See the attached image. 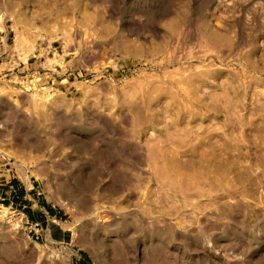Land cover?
<instances>
[{
  "label": "rangeland",
  "instance_id": "rangeland-1",
  "mask_svg": "<svg viewBox=\"0 0 264 264\" xmlns=\"http://www.w3.org/2000/svg\"><path fill=\"white\" fill-rule=\"evenodd\" d=\"M0 264H264V0H0Z\"/></svg>",
  "mask_w": 264,
  "mask_h": 264
},
{
  "label": "crops",
  "instance_id": "crops-1",
  "mask_svg": "<svg viewBox=\"0 0 264 264\" xmlns=\"http://www.w3.org/2000/svg\"><path fill=\"white\" fill-rule=\"evenodd\" d=\"M38 207L40 208V211H42V215H45V217H46L47 220H49V218H50V220H51L53 223L58 224V222L56 221V220H57L56 215H50V213H49L48 211L43 210V208H44L43 205L38 204ZM43 212H44V213H43ZM49 225H50V224H49ZM50 233H51V234H54V232L52 231V227H50Z\"/></svg>",
  "mask_w": 264,
  "mask_h": 264
}]
</instances>
